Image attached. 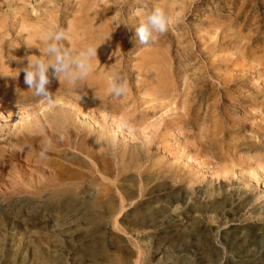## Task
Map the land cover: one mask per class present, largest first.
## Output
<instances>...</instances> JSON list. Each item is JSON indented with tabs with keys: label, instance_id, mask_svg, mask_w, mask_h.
<instances>
[{
	"label": "rangeland",
	"instance_id": "374dc122",
	"mask_svg": "<svg viewBox=\"0 0 264 264\" xmlns=\"http://www.w3.org/2000/svg\"><path fill=\"white\" fill-rule=\"evenodd\" d=\"M61 29L98 56L46 109L22 68ZM0 170V264H264V0H0Z\"/></svg>",
	"mask_w": 264,
	"mask_h": 264
},
{
	"label": "clouds",
	"instance_id": "9594fccd",
	"mask_svg": "<svg viewBox=\"0 0 264 264\" xmlns=\"http://www.w3.org/2000/svg\"><path fill=\"white\" fill-rule=\"evenodd\" d=\"M137 15L142 18L139 20V26L136 27L135 38L144 46L154 44L160 35L169 30L172 23V18L160 7H155L147 13L139 11ZM39 39L44 45L40 52V57L43 58H37L34 61L27 60L22 72L28 89L34 90V95L42 98L45 108L50 109L59 103L58 98L54 97L48 88L51 82L50 71L51 77L59 81L61 78L69 83L83 81L93 71V61L98 56V50L94 45H89L73 55L72 51L64 46L63 42L70 40L71 37L63 29L42 32ZM106 91L109 95L122 97L129 91V86L120 77L109 76ZM97 142H100L99 139ZM50 148V140L42 141V148L39 152L41 159L47 158ZM20 151H23V147Z\"/></svg>",
	"mask_w": 264,
	"mask_h": 264
},
{
	"label": "bare ground",
	"instance_id": "6f19581e",
	"mask_svg": "<svg viewBox=\"0 0 264 264\" xmlns=\"http://www.w3.org/2000/svg\"><path fill=\"white\" fill-rule=\"evenodd\" d=\"M53 137V136H52ZM20 139V138H19ZM21 140H22V138H21ZM27 140V139H26ZM25 140V141H26ZM24 141V140H23ZM24 143V142H23ZM23 145V144H22ZM24 145H26V144H24ZM23 145V146H24ZM67 145V144H66ZM19 147H21V146H19ZM22 148V147H21ZM20 149V148H19ZM30 150V149H29ZM17 151V150H16ZM37 152V151H36ZM18 153V152H17ZM39 153V152H38ZM26 154H27V152H26ZM29 157V156H28ZM39 157V156H38ZM22 158H24V157H22ZM67 160V159H66ZM24 162V161H23ZM27 163V162H26ZM46 163V162H45ZM47 164V163H46ZM45 164V165H46ZM20 166V165H19ZM25 166V165H24ZM22 168V167H21ZM43 168V167H42ZM35 168H33L32 166H31V164H28L26 167H24V169H21V170H19V171H16L17 172V175H14L13 177L15 178V177H17V179L19 180V181H15L14 183H13V185H12V190L14 191V192H17L19 189H21L22 187H28L27 185H29V184H31V183H33V182H28L29 180L27 179L28 177V174L30 173V171L31 170H34ZM1 171V170H0ZM15 172V173H16ZM34 172V171H33ZM45 172V171H44ZM51 173V172H50ZM53 173H55V172H53ZM9 174V173H8ZM31 174H33V173H31ZM58 174V173H57ZM48 175H49V173H48ZM47 175V176H48ZM20 177V178H19ZM13 178V179H14ZM55 178V177H54ZM16 179V178H15ZM51 179H53V178H51ZM55 181H56V178H55ZM1 185V184H0ZM32 186V185H31ZM30 188V187H29ZM1 189V188H0ZM24 189V188H23ZM3 193V192H2ZM61 218V217H60ZM53 224V223H52ZM13 228L15 227V225L13 224V226H12ZM52 228H54V231L55 230H58V225H57V223H55L53 226H51ZM16 229V228H15ZM27 238V237H26ZM31 241H32V235H31V237H29L28 239H27V241H23L22 242V244L20 245H17V244H15V243H13V242H15V241H12V242H10V247H11V249H12V252H15V253H19V252H21V251H23V249L25 248L26 250L28 249V250H30V248H31ZM34 241V240H33ZM37 242V241H36ZM34 252V251H33ZM20 254V253H19Z\"/></svg>",
	"mask_w": 264,
	"mask_h": 264
}]
</instances>
